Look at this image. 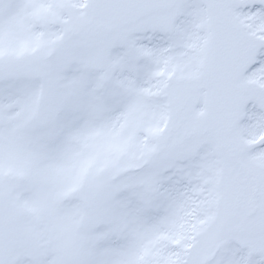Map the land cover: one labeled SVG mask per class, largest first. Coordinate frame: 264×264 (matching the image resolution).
<instances>
[{
	"label": "snow or ice",
	"instance_id": "obj_1",
	"mask_svg": "<svg viewBox=\"0 0 264 264\" xmlns=\"http://www.w3.org/2000/svg\"><path fill=\"white\" fill-rule=\"evenodd\" d=\"M0 264H264V0H0Z\"/></svg>",
	"mask_w": 264,
	"mask_h": 264
}]
</instances>
